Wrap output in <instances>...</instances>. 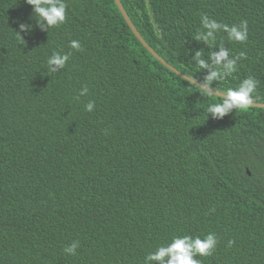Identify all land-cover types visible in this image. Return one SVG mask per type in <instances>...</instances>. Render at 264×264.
<instances>
[{"label":"trees","instance_id":"trees-1","mask_svg":"<svg viewBox=\"0 0 264 264\" xmlns=\"http://www.w3.org/2000/svg\"><path fill=\"white\" fill-rule=\"evenodd\" d=\"M66 2L46 32L25 0H0V264H144L174 236L208 233L201 264H264V107L207 117L221 96L175 71L205 75L191 59L211 50L193 38L202 14L247 20L245 42L216 34L213 50L246 58L213 90L253 76L264 103V0H120L150 49L114 0ZM54 52L70 58L49 73Z\"/></svg>","mask_w":264,"mask_h":264},{"label":"clouds","instance_id":"clouds-1","mask_svg":"<svg viewBox=\"0 0 264 264\" xmlns=\"http://www.w3.org/2000/svg\"><path fill=\"white\" fill-rule=\"evenodd\" d=\"M25 3L32 6V17L36 21V26L42 31L48 32L51 27L58 26L65 22L67 2L66 0H25ZM34 14V15H33ZM201 30L193 37L196 41L203 42L210 47L207 58L200 50H195L191 59L198 65L199 70H206L202 79L194 81L200 94H213V82L222 80L237 70V62L246 58V53L241 51L232 56L228 48L223 44L214 47L211 45L216 40V34L223 31L227 38L235 42H245L248 39L247 20H241L239 24H222L206 14L200 16ZM31 24L20 23V31H30ZM17 32V31H16ZM20 36L21 43H25ZM69 46L77 51L81 50L78 40H71ZM70 53L61 54L54 52L48 57L46 63L49 73H55L63 69L69 61ZM258 81L253 76L244 78L235 88H228L221 94L218 103L207 106V117L211 114L213 119H222L235 109L245 110L250 108L254 102V93L257 90ZM88 88L82 87L79 96H85ZM94 102L89 101L85 105V110L91 112L94 109ZM232 241H229L231 244ZM217 245V238L214 233H208L203 238L196 236H174L165 244L159 245L155 250L149 252L144 259V264H201L195 259L197 255L210 256ZM79 241L73 240L63 248L67 255H76L79 248Z\"/></svg>","mask_w":264,"mask_h":264},{"label":"water","instance_id":"water-1","mask_svg":"<svg viewBox=\"0 0 264 264\" xmlns=\"http://www.w3.org/2000/svg\"><path fill=\"white\" fill-rule=\"evenodd\" d=\"M115 4L117 5V7L119 8L120 12L122 13L124 19L126 20V22L128 23L129 27L131 28V30L133 31V33L135 34V36L143 43V45L145 47H147L148 49H150L148 47V45L146 44V42L144 41V39L141 37V35L139 34V32L136 30V28L134 27V25L132 24V22L130 21V19L128 18L120 0H114ZM151 52L154 54V52L151 50ZM164 62V61H163ZM165 63V62H164ZM168 67H170L171 69H173L171 66H169L167 63H165ZM175 70V69H173ZM177 72V74H179L180 76H183L189 80H191L192 82H194V80L190 79L189 77L185 76L184 74H182L181 72L175 70ZM195 83V82H194ZM213 93L221 96V92L215 91L213 90ZM252 106H258V107H264V103H258V102H254V104Z\"/></svg>","mask_w":264,"mask_h":264}]
</instances>
